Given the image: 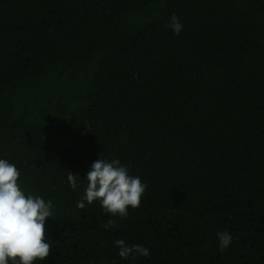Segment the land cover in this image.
Wrapping results in <instances>:
<instances>
[{"label": "trees", "instance_id": "16d2710c", "mask_svg": "<svg viewBox=\"0 0 264 264\" xmlns=\"http://www.w3.org/2000/svg\"><path fill=\"white\" fill-rule=\"evenodd\" d=\"M99 158L127 217L77 207ZM0 159L52 204L33 264H264V0H0Z\"/></svg>", "mask_w": 264, "mask_h": 264}, {"label": "clouds", "instance_id": "9594fccd", "mask_svg": "<svg viewBox=\"0 0 264 264\" xmlns=\"http://www.w3.org/2000/svg\"><path fill=\"white\" fill-rule=\"evenodd\" d=\"M170 27L179 35L183 25L173 14ZM20 172L15 165L0 159V264H9V260L20 264H33L36 260H45L50 253V245L45 242V222L52 213L51 201L46 202L40 196H27L18 185ZM70 186L77 187L76 175L70 171L67 177ZM88 185L77 207L84 209L87 204L99 200L106 213L113 216L127 217L128 208L140 207L141 197L147 185L138 176L129 174L128 168L118 159L111 161L97 159L87 172ZM115 222L109 220L108 224ZM221 250L227 248L232 236L227 232H218ZM119 247V256L128 259L130 256L148 257L149 249L142 245L128 246L124 240L115 241Z\"/></svg>", "mask_w": 264, "mask_h": 264}]
</instances>
